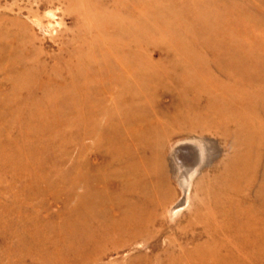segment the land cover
Returning a JSON list of instances; mask_svg holds the SVG:
<instances>
[{
    "label": "rangeland",
    "instance_id": "374dc122",
    "mask_svg": "<svg viewBox=\"0 0 264 264\" xmlns=\"http://www.w3.org/2000/svg\"><path fill=\"white\" fill-rule=\"evenodd\" d=\"M0 264H264V0H0Z\"/></svg>",
    "mask_w": 264,
    "mask_h": 264
},
{
    "label": "bare ground",
    "instance_id": "6f19581e",
    "mask_svg": "<svg viewBox=\"0 0 264 264\" xmlns=\"http://www.w3.org/2000/svg\"><path fill=\"white\" fill-rule=\"evenodd\" d=\"M187 145L188 147L190 146L188 149L191 153L189 151L183 150ZM177 152L179 154L178 156L182 161L183 165L186 168L189 167L190 169V176L188 178V180H190L201 162V157L203 156V150L193 143L184 142V143H180V145L177 147ZM180 208L181 206L174 207L175 210Z\"/></svg>",
    "mask_w": 264,
    "mask_h": 264
}]
</instances>
